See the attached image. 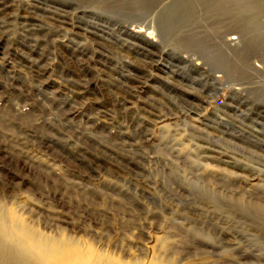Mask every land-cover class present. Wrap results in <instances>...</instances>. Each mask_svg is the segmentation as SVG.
Wrapping results in <instances>:
<instances>
[{
	"label": "rangeland",
	"instance_id": "rangeland-1",
	"mask_svg": "<svg viewBox=\"0 0 264 264\" xmlns=\"http://www.w3.org/2000/svg\"><path fill=\"white\" fill-rule=\"evenodd\" d=\"M0 201L118 263L264 264V0H0Z\"/></svg>",
	"mask_w": 264,
	"mask_h": 264
},
{
	"label": "bare ground",
	"instance_id": "bare-ground-1",
	"mask_svg": "<svg viewBox=\"0 0 264 264\" xmlns=\"http://www.w3.org/2000/svg\"><path fill=\"white\" fill-rule=\"evenodd\" d=\"M211 200L216 208L228 207L227 200H218L214 197ZM1 204L2 201H0V264H126L118 263L116 259L114 261L113 255L109 257L106 251L99 254L91 246L83 248L78 240L65 237L61 232L55 236L45 234L35 227V224L31 226L29 225L31 223H24L19 216L8 220L4 216ZM241 206L239 204V208L233 211L238 212L239 209L242 215H255L258 220L264 222V215L256 213L261 210L259 207L254 205L249 209L248 206ZM155 264H175V262L172 261L171 256L169 260Z\"/></svg>",
	"mask_w": 264,
	"mask_h": 264
},
{
	"label": "built area",
	"instance_id": "built-area-1",
	"mask_svg": "<svg viewBox=\"0 0 264 264\" xmlns=\"http://www.w3.org/2000/svg\"><path fill=\"white\" fill-rule=\"evenodd\" d=\"M223 103H222V101L219 103V106L218 107H221V105H222Z\"/></svg>",
	"mask_w": 264,
	"mask_h": 264
}]
</instances>
